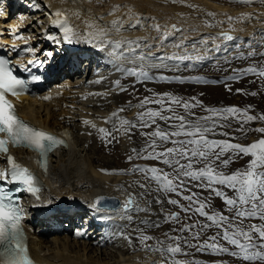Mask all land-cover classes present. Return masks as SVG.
Instances as JSON below:
<instances>
[{"label":"bare ground","instance_id":"obj_1","mask_svg":"<svg viewBox=\"0 0 264 264\" xmlns=\"http://www.w3.org/2000/svg\"><path fill=\"white\" fill-rule=\"evenodd\" d=\"M117 6L119 10L114 11ZM260 10L258 8H230L208 0H0V34L6 44H15L20 47L17 54L19 61L28 62L37 56L50 59L53 56L51 64L54 62L52 64L56 65L54 72L59 73V75L55 74L56 81L48 85L50 89L40 96L21 97L18 112L30 124L51 131L58 136L64 135L69 138L66 147L56 149L49 155L47 172L39 175L42 179L40 198L37 200L35 197L28 200L33 209H38L32 214L34 223L26 227L30 238L29 250L37 262L48 264H157L159 260L158 254L146 252L143 249L132 252L131 249L134 247L126 248L124 253H121L123 250L118 251V257H114L113 261L110 260L113 263L99 256V253L102 256L106 255L105 250H102L105 244L111 245V242L113 245L116 243L118 245L120 237L114 233L120 227L121 230L126 227L128 221L122 217L134 208L132 207L127 213L122 207L116 211H97L92 207L93 198L101 195L115 196L123 205L129 194L134 196L135 193L141 192V188L130 187L127 179L120 178L121 176L117 174L114 175L123 172L121 169L111 170L110 162L104 164L105 161L98 160L93 154L112 155L116 165L127 160L129 155L134 154L132 150L139 147L140 131L149 132L152 129H133L130 143H127L125 139L121 140L120 146L123 148L118 147L112 137L107 138L111 140V143H106L101 138L98 129L104 127L108 131H113V126H105L104 122L109 118V110L117 109L121 103L123 105L134 101L133 103L137 104V100L131 98L129 101L128 97L134 98L138 94L140 95L138 100H143L146 96L141 95L143 93L135 88H129L123 95L118 93L115 95V87L104 89L106 78L101 81V77L105 75L106 67L112 68L114 62H118L120 67H125V69H130L133 65L111 56L110 49L107 47L101 50L100 47L95 46V40L89 43L88 41L92 39L89 33L93 29L87 25L110 26L113 21L122 20L125 29H129V25L135 24L139 19L140 24L137 28L122 30L120 34L113 31L110 39L139 40L151 45L155 51L148 63L161 65L159 68H153L154 72L150 71L149 75L154 78L167 74L168 71L174 73L185 71L190 64L196 63L193 62L194 60H185L180 62L184 69L176 71L177 69L173 68L175 63H179L178 61L157 59L161 55H172L173 52L183 54V49L173 47L181 41L187 46L188 53L192 55H204L207 49L205 62H208L207 59L221 61L233 52L244 51L237 50V48L247 46L253 36L264 34V10ZM57 11L62 13L60 17L55 16ZM113 12L114 14H110ZM249 12H256V15L250 18ZM74 13H79V16ZM65 16L68 25L76 33L74 39L77 42L72 44L63 43V33L54 24L56 20H64ZM229 16L232 17L231 23L228 21ZM156 24L161 28L160 34L154 30ZM173 25L179 31L173 29ZM230 28L234 31H229ZM221 32H229L237 39L234 41L215 39ZM163 33H168V38L163 41L161 47L157 37ZM49 36H56L61 43L57 44L54 40L48 39ZM192 45L196 46L195 51ZM215 45L220 46L218 51L215 50ZM58 51H61V54H56ZM137 51L147 52L148 49L141 47ZM49 52L52 53L51 56H48ZM83 53L87 54V59L83 64L81 63L84 65L81 70L78 64L79 56ZM96 64L103 69L102 73L101 71L99 73L100 77L95 72L89 75L91 66ZM156 69L159 72H156ZM77 73L82 79L72 81L71 77ZM85 76L86 80H83ZM95 81L94 87L88 86ZM86 87L89 89L87 90ZM104 96H109V98L105 99ZM45 97L50 98L45 99ZM107 100L112 103H109L110 107L106 111ZM103 109L104 111H101ZM85 120L95 124L96 127L93 128L91 124L86 125ZM90 140L92 141L91 146L88 145ZM77 144L80 148L88 147L85 149L88 155L84 158L82 156L83 159L79 154L81 152H74ZM9 154L22 167H32L33 153L17 148L10 150ZM99 161L103 162L102 167L97 165ZM7 168V157H1L0 169ZM155 216L145 217L144 212H140L133 218L131 217V221L137 222V226L125 228L122 235L129 236L132 232L139 235L137 229L143 230L148 227L141 222L150 221V219L155 222ZM76 219L80 221L77 225L84 227V230L87 228V223L90 224L83 236L78 235V241L69 239L67 235L69 232L67 230L75 225ZM119 223H122L120 227H115ZM67 225L68 229L65 228ZM100 228L103 233L98 234L97 232L98 238H95L93 234ZM84 230L79 233H83ZM121 230L117 233H122ZM50 233H53L50 239H45L44 237ZM114 237L117 241H112ZM117 245L116 247L119 248Z\"/></svg>","mask_w":264,"mask_h":264},{"label":"snow or ice","instance_id":"obj_2","mask_svg":"<svg viewBox=\"0 0 264 264\" xmlns=\"http://www.w3.org/2000/svg\"><path fill=\"white\" fill-rule=\"evenodd\" d=\"M249 2V0H245ZM191 7V5H189ZM119 10L117 6L114 11ZM79 16V13H74ZM110 14H114L110 13ZM62 13L57 11L55 16L60 17ZM211 15V14H210ZM229 23L232 17H228ZM54 24L60 28L63 33V43L72 44L77 42L75 31L67 23V17L64 20H56ZM140 24L137 19L135 24L129 25V29H135ZM87 27L93 29L89 35L92 37L89 43L96 41L97 47L103 50L105 47L110 49V55L117 60L127 61L132 64L130 69H120L118 71H125L128 75L137 77L138 80H149L152 77L149 71L153 68H159L161 65L156 63H148L151 60L155 49L139 40H112L111 33L114 31L120 34L125 29L122 20H115L110 26H96L88 24ZM173 29L179 31L173 25ZM154 30L160 34L161 28L158 24L154 25ZM229 31H234L230 28ZM168 33H163L157 37L160 41V46H163V41L167 40ZM48 39L54 40L57 44L61 43L56 36H49ZM215 39H223L224 41H234L237 37L229 34V32H221ZM254 41V42H253ZM205 43V41H201ZM249 51L247 56L243 53L239 58L247 59L254 56L264 57V51H258V48L264 47V34L253 36L248 42ZM141 47L148 49L147 52H138L137 49ZM176 49H183V54L173 52L172 55H161L157 57L159 60H173L183 62L185 60L202 61L207 58V49L205 54L192 55L187 51V46L183 41L173 45ZM194 51L196 46L192 45ZM220 46L215 45V50H219ZM52 53L49 52L48 56ZM32 63V61H29ZM11 61L5 58H0V154L7 157V169H0V181H7V183H19L24 186V190L30 192L38 200L41 186L36 177L29 169L22 167L16 162L15 158L8 154L9 145L12 147H24L36 151L40 160L37 162L42 169L47 172V156L56 147L67 145L65 142L47 132L33 128L31 125L21 120L16 112L14 104L9 97H20L28 93V85L30 81L20 78L14 74L15 69L11 66ZM234 72L237 70H233ZM244 74L251 73L259 77H264V67L258 68L255 65L249 66L242 70ZM40 77L32 76L31 81H38ZM161 80H167V77H159ZM230 79H236L235 76ZM194 82H201L197 79ZM117 88H120V82H115ZM121 91L125 89H120ZM231 91V89H228ZM240 91V90H237ZM256 93H251L255 95ZM167 97V102L165 100ZM50 97H45L49 99ZM155 103L160 105L159 109H151L146 106ZM167 103V106H166ZM171 105H177L184 109V114L176 112ZM196 106H202L199 100L195 104L190 102H182V99L172 96L169 93L159 95L158 99H151L145 97L137 107L142 109L136 115L135 121L120 118L119 113L124 112V108L118 109L112 113L109 120L105 123H113V131H108L105 128L98 129L101 133V138L106 143H111L107 139L112 137L116 139L114 133H123L131 137L133 129H152V131H140V135L145 139V145L139 150L133 149L136 159H144L157 161L164 165L167 169L149 166L140 168L135 166L131 171L133 173L139 172L144 178V182H139V187L143 189L142 196L146 197L151 194V184L155 183L157 192L175 193L182 196L184 201H187V206L182 205L179 200L169 198L167 203L180 208V212L185 214L194 213L203 217L207 222L197 221L194 224L183 225L179 231L181 233L191 232L192 240L200 241L201 235L209 228L216 227L218 231L215 235L209 236L202 243H191L187 238L182 236H170L165 233L168 243L158 240L151 235H147L141 229L137 239L140 240L143 250L146 252H153L159 255L157 264H182L177 260V255H186L181 247V240L186 247H194L197 251L205 249H213L219 252L228 253L227 248H222L218 244V237L222 238L228 244L234 246L238 251L229 253L234 257H238L245 264H264V223L260 225L250 224L247 227L243 226L245 220L258 218L264 221V138L249 144L242 145L240 143H231L227 140L210 139L211 135L216 134V121L214 116H219L223 120L229 117H235L241 114L246 117L243 121L247 123L259 119L264 121V115L259 117L246 115L241 109L229 107L221 110L205 109L212 113V116L196 117L191 111ZM167 113V114H165ZM191 117V119H189ZM158 121L162 122L164 127ZM239 122V121H238ZM86 125L91 124L93 128L96 127L90 121L85 120ZM221 123L219 127H230ZM237 131L247 135V131L243 126ZM260 134H264V127L252 129ZM228 136L227 132L220 133ZM171 145V146H169ZM231 152L233 155L243 154L250 156L251 160L244 170H236L228 174L220 170L218 165L227 167L231 162L229 159H221L226 153ZM133 155H129L128 161L133 160ZM194 183L195 187L204 191H209L222 199L227 211L233 213L232 217L224 215L220 211L206 210L210 208V198L201 199L199 193L192 192L189 184ZM217 186L231 190L235 195L229 197L224 191ZM190 192L189 195L183 193ZM103 197L98 198L92 205L97 211H101L100 205ZM157 204L162 201L157 198ZM137 204L136 197L129 194L127 199L123 202V209L127 213L134 205ZM107 211L108 209H104ZM139 211H147L145 208ZM180 212H171L164 217L165 222L180 221ZM24 218V210L18 202L13 198L11 191L0 186V264H32L28 257L26 237L22 227V220ZM131 220V216L125 217ZM141 223L149 226L159 228L160 224L149 225L148 221ZM199 229V231H194ZM128 240L129 245L132 244V238L124 236ZM149 241H155L154 244H149Z\"/></svg>","mask_w":264,"mask_h":264},{"label":"rangeland","instance_id":"obj_3","mask_svg":"<svg viewBox=\"0 0 264 264\" xmlns=\"http://www.w3.org/2000/svg\"><path fill=\"white\" fill-rule=\"evenodd\" d=\"M208 1L216 3V4H220L222 6H227V7L236 8V9L258 8V9H261L260 11L264 10V0H249V2H245V0H208ZM249 13H250L249 14L250 18H253L252 16L256 15L255 14L256 12H249ZM7 20L8 19H6V21ZM245 47L248 48L247 46L238 47L237 50L241 49L244 51L242 52L238 51L239 53L233 52L228 58L222 59L221 61L218 60L219 62L216 60L213 61L212 59H207L208 62H205L206 59L202 61L194 60L193 62H196L195 63L196 65L195 64H190V66L187 65L189 67L188 69H185V71L177 72V73L168 71L167 74L161 75L163 77H167L168 78L167 80L159 79V77L161 76H155L154 78L149 79V80H138L137 77L128 75L125 71H118L117 70L118 68L125 69V67H122V66L120 67V64L118 62H114V66L112 64L113 66L112 68L106 67V70H104L105 75L101 77L102 78L101 81H103L104 78H106L105 79L106 84H104L105 85L104 89L107 90V89H110L111 87H115V90H116L115 95H117V93L119 95H123L125 94V91L128 90L129 88H132V89L135 88V90H138L141 93H143L141 95L146 96L148 98H152V99L155 97H157L158 99L159 95H162L164 93H169L172 96L181 98L182 102H190L192 104H195V101L199 100L202 106H196L195 108L191 109V111L195 114L196 117L212 116V113L206 111L205 109L221 110V109H225L229 107H235V108L241 109L242 112H246V115L259 117L260 115H264V77H259L251 73L244 74L242 70L247 69L249 66H253V65H255L258 68L264 67V57L257 55V56L250 57L247 59L239 58L242 53L244 56H247L249 48L246 49ZM246 50L247 52H245ZM258 51H264V47L258 48ZM84 61L85 60H83L82 63H84ZM115 63L117 66L115 65ZM83 68H84V65L80 67L81 70ZM182 68L184 69V66H181L179 62V63H175L173 69L174 70L177 69L176 71H180V70H183ZM234 69L237 71L234 72L233 71ZM100 71L101 73L103 71V69H101L100 66L99 68L98 66L97 67L91 66L89 75L93 74L94 72L96 73V75H98ZM150 71L154 72L155 69H151ZM150 71L149 73H151ZM156 72H159V71H157L156 69ZM233 76H235L236 79H230V77H233ZM80 77H81L80 74L77 73V74H74L73 77L71 78L73 79L72 81H75V80L78 81L82 79ZM98 77H100V74ZM83 78H84L83 80H86V76ZM118 78H120L119 80L120 88L116 89L115 82L118 81ZM197 79H199L201 82L199 83L194 82ZM95 83L96 81L94 83L88 84V86L90 85L91 87H94L93 85ZM143 86H145V88ZM121 88L125 90L121 91L120 90ZM86 89L88 90L89 88L86 87ZM228 89H231V91H229ZM237 90H240V91H237ZM130 93L132 94V91H130ZM251 93H256V94L251 95ZM107 97L109 98V96H104L105 99H107ZM139 97L140 95L138 94L134 98L128 97L129 101H131L130 100L131 98L134 100H137V104H134L133 103L134 101L128 104L125 103L123 105H121L122 104L121 103L117 109L114 108L112 111L109 110L108 112L109 118L111 119L113 112H116L120 108H124L125 111L119 113L120 118L135 121L134 119L136 118L137 113L139 111H142V109H139L137 107V105L142 101L140 99L138 100ZM165 100L167 102V97H165ZM109 103H112V102H109L107 100L105 103L106 111L110 107ZM166 106H167V103H166ZM171 106L175 108L177 113L184 114L183 108L177 105H171ZM146 107L151 108V109H159L160 105L151 103L147 105ZM101 111H104V109ZM189 119H191V117H189ZM245 119L246 117L241 114H237L235 117H229L227 120H223L219 116H214L213 120H215L217 124L216 134L211 135L209 138L217 139V140H227L231 143H240L242 145H249L257 141L258 139L264 138V134H260L255 131H252V129L264 127V121L256 119L254 121H249L247 123H244L243 121ZM158 123H160L161 126L164 127L162 122L158 121ZM221 123L226 124V125H231V126L222 128V127H219ZM105 126H113V123L111 122L106 123ZM241 126H243V128L248 130L246 136L243 133L237 131V129L240 128ZM224 132H227L228 136H224L220 134ZM115 136H116L115 142L118 147H121L120 146L121 140L125 139L127 140L126 141L127 143H130V141L132 140V137H129L128 135H124L122 132L116 133ZM142 143L145 145V139L144 137L141 136V140L140 142H138L139 147H137V150H139L140 148L144 146ZM88 145L90 146L92 145L91 140L88 141ZM87 148L88 147L80 148L78 147V144H77L74 152L75 153L76 151L81 152L79 154H81V158L82 156L84 158L86 157V155H88L87 151L85 150ZM93 155L95 158H98V160L102 159L103 161H105L104 164H106L107 162H110L111 170L121 169V171L123 172L115 173L114 175L117 174L119 175V177L121 176L120 178L127 179L128 185L130 187H133L134 189L139 187V182H144V178L141 173L139 172L133 173L131 171L135 166H139L140 168L149 167V166H157V167L165 168V170H169L164 165L160 164L157 161L136 159L134 154H133L134 158L131 162H129L127 158V160H123V162H120L116 165L114 163V156L112 155H108V154L101 155L100 153L99 154L96 153ZM126 156H128V154H126ZM229 158H231V162L228 164L227 167L218 165L220 170L228 174H231L235 172L236 170H241V171L244 170L251 160L250 156H244L243 154L233 155L231 152L226 153L221 159H229ZM97 165H100L102 167L103 162L99 161L97 162ZM217 187L220 188V190L224 191L225 194L229 197H233L235 195V193H233L229 189L223 188L221 186H217ZM151 188H152L151 194L146 197L142 196L143 189H141V192H139L138 194L137 193L134 194L137 200V204L133 206L134 208L133 211H130L129 213H127V215L131 216L132 218L136 216L137 214H139L140 212H144L145 217L156 215L155 222L159 223L160 227L159 228H156L154 226L145 227L143 229L145 234L151 235L158 240H162L168 243L169 241H167V238L165 236V233H168L170 236H182L184 238H187L191 243L196 244V243H202L209 236L215 235L218 231H220L216 227H211L207 229L201 235L200 241L192 240L191 232L181 233L179 229L183 225H186V224H194L197 221H200V222H207V221H205V219L203 217H200L198 214H194V213L185 214L183 212H180V208L167 203V200L171 198V199H177L180 201L182 205L187 206L188 202L184 201L182 199V196H178L175 193H164L162 191L157 192L155 191V188H156L155 183L151 184ZM189 188L191 189L192 192L199 193L200 198L202 200L205 198H210V208L206 209L210 213L212 211H220L224 215H227L229 217L233 216V213H230L227 211V208L223 204V201L221 198L215 197V195L209 191H204L200 188L195 187L194 183H190ZM183 194L189 195L191 193L185 192ZM157 198H159L162 201V203L157 204L155 202ZM140 207L147 209L146 213L145 211L139 212L138 210L141 209ZM171 212H180L179 222H173V221L165 222L164 217ZM127 221L128 222L126 223L125 228L127 227L134 228L135 226H137V222H134V221L132 222L131 220H128V219ZM148 222H149V225H152L155 223L152 221V219H150V221L148 220ZM262 223H264V221H260L258 218H254L250 220H245L243 222V226L247 227L250 224L260 225ZM120 224L122 223H119V225L115 227L117 228L120 227ZM75 225H77V222L75 223ZM71 227L70 229L67 230L69 231L67 233L69 239H75V241L76 240L78 241L79 240L78 235L83 236L84 233L86 232V229L85 230L81 229L80 225L76 227H72V228ZM65 228H68V225ZM124 229L121 230V227H120L119 230H116L115 231L116 233H114L115 235L117 234V236L120 237L118 240L119 248L116 247L117 243L115 245H113L111 242H110L111 245L105 244L102 247V250H105L106 255L102 256L99 253V256H101V259H105L109 261V263H111L114 257H118V254H119L118 251L123 250V252L121 253H124L126 251V248L129 249L131 247H134L133 249H131L132 252L143 249L140 240L137 239V237L139 236L138 233H133V232L130 233L129 237L132 238V244L130 246L128 243V240L123 238L124 236H127V235H122ZM82 230L84 231L83 233L80 234L79 232H82ZM120 230L122 233H117ZM62 231L66 232L65 229H62ZM98 231H99L98 234L103 233L101 230H98ZM194 231H199V229H195ZM96 234L97 232L93 234L95 238L97 237ZM52 235L53 233H50L46 235L44 238L50 239ZM102 236L103 234L101 235V237ZM117 236L116 238H118ZM116 238L114 237L112 241H117ZM217 242L220 247L227 248L229 252L224 253V252H219L213 249H205L203 251H197V249L194 247H186L183 244V240H181V247L183 249V252L186 253V255H177L176 259L181 261L182 264H211V263L245 264V262L241 261L238 257H234L229 254L233 251H238V249L228 244L222 238L218 237ZM148 243L154 244L155 241H149ZM110 251H112V253Z\"/></svg>","mask_w":264,"mask_h":264},{"label":"water","instance_id":"obj_4","mask_svg":"<svg viewBox=\"0 0 264 264\" xmlns=\"http://www.w3.org/2000/svg\"><path fill=\"white\" fill-rule=\"evenodd\" d=\"M229 34H231V33H229ZM100 197H103L104 198L101 201L100 205L97 206L101 210L108 209L109 211H116V210H118V208L122 207V203H121V201L117 197H115V196H109V195H101V196H97V197L93 198V204ZM133 264H139V263H133ZM211 264H217V263H211Z\"/></svg>","mask_w":264,"mask_h":264}]
</instances>
